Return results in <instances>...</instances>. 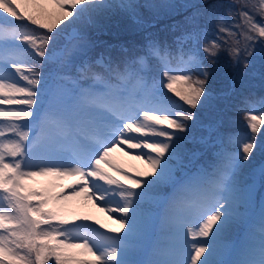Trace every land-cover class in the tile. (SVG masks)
<instances>
[{"label":"snow or ice","instance_id":"snow-or-ice-1","mask_svg":"<svg viewBox=\"0 0 264 264\" xmlns=\"http://www.w3.org/2000/svg\"><path fill=\"white\" fill-rule=\"evenodd\" d=\"M184 6L197 11L171 44L149 38L140 54L122 48L114 57L113 45L76 31L71 47L56 45L76 21L117 8L135 25L149 26L135 0H0V264H264V207L258 237L250 235L239 258H219L225 232L241 218L239 208L250 204L256 181L264 187V159L253 165L257 153L264 156V138L257 136L264 128V97L242 98L251 134H229L231 150L218 126L207 125L208 140L215 134L221 145L213 171L201 178L195 198L170 202L162 221L165 243L150 246L148 259L132 258L149 230L146 202L163 186H189L175 174L178 158L196 110L214 98L209 83L219 54L227 52V66L245 74L251 58H264V0ZM53 62L75 67V74L45 72ZM117 146L140 150L136 159L147 169L129 176L114 168L108 157ZM41 176L76 179L69 191L55 193L28 184ZM81 195L118 214L119 227L108 230L113 235L83 223L88 217L69 219L65 203Z\"/></svg>","mask_w":264,"mask_h":264},{"label":"trees","instance_id":"trees-1","mask_svg":"<svg viewBox=\"0 0 264 264\" xmlns=\"http://www.w3.org/2000/svg\"><path fill=\"white\" fill-rule=\"evenodd\" d=\"M135 2L138 4V15L149 26L140 27L135 25L127 12L117 8L101 13H93L90 18L88 16L83 17L65 29V34L61 35L58 41L64 40L63 46L67 44L68 47H71L75 42L71 34L76 31L86 35L89 40L95 41L99 38L106 41L113 45L111 51L113 49L122 50L123 48L136 52V50L143 48L149 38L156 39L161 43L167 42L171 44L174 37L179 35L181 30L189 27L184 24L185 18L192 16L197 11V8L185 7L184 5L194 4L198 6L200 4V0H135ZM214 2L215 0H209V3ZM145 5H155V7H147ZM171 5H174V7H171ZM219 12L223 14L224 9H219ZM199 22L202 26L205 25V18L203 16L200 17ZM175 25H180V27L174 29ZM206 27L211 31H216L211 22H208ZM100 51L101 49L98 46L92 49V58H97ZM251 59L252 65L245 74L243 69H237L234 73L227 66L229 62L227 52L221 51L217 58L218 64L215 66L216 71L209 83V88L213 94L219 95H221L220 92L225 93L229 92L230 89L232 90L228 96L224 97L223 106L220 110L222 118H225V111L228 112V115H232V112H234L232 109H237L238 106L234 104L235 101H240L237 99L238 97L241 100L247 97L254 102L263 97L264 58L257 54ZM233 77H235L234 85L232 82ZM207 108V105L198 108L196 110V118L203 117L205 119L207 115L202 114V110ZM215 110L213 109L212 112L215 113ZM227 119L230 120L229 118ZM256 186H259L257 182L254 186V191L258 193L259 188ZM259 202L260 207H263L264 192L261 194Z\"/></svg>","mask_w":264,"mask_h":264},{"label":"rangeland","instance_id":"rangeland-1","mask_svg":"<svg viewBox=\"0 0 264 264\" xmlns=\"http://www.w3.org/2000/svg\"><path fill=\"white\" fill-rule=\"evenodd\" d=\"M42 1L46 2V0ZM177 87H181V85L178 84ZM220 93L222 94L223 92ZM170 94L171 97L174 96V94ZM224 97L225 96L222 95H219L218 97L214 96V98L210 102V106L216 107L215 113H210L211 115L209 117L207 115L206 118L203 120L196 118V120L191 123V130L187 133V136L198 138L199 143L194 148H182V155L184 156L180 157L179 161L183 163V168L185 170L189 168L190 165L193 163H196L197 166H201L205 163V165H207L208 167H212L215 162L216 157H213V159L210 160L211 158L208 157V153L212 152L214 147L218 148V152L221 145L215 142V134H213L211 140H208L209 129L207 128V125L213 124L218 126L219 134L222 136L224 141L223 146L228 150H231V147L228 144L229 134L237 132L244 133L243 129H249L247 127V121L245 120L244 115H242V111H239L238 108L232 109L234 111L232 112L233 117L231 115H228V112L225 111L224 115L226 119L222 118V115L219 111L223 106ZM237 99L240 100V102L242 101L239 97ZM0 107L4 106L0 105ZM217 114L218 116L216 117ZM227 118L234 121V127H228L224 129L223 125L229 121ZM202 137H204L203 140L201 139ZM258 138L263 137L258 136ZM139 151L140 150L127 149V146H117V148L109 154L108 159L110 160L114 168H119L122 172L127 173L129 176H135L137 172H142L147 169V165L145 164L143 159H136V154ZM144 151L148 150L145 149ZM197 158H201V160H197ZM262 159H264V156H261L259 153H257L253 161V165L259 164ZM102 167L114 178L118 180L121 179V176L116 173L113 168H109L107 165H102ZM75 179L76 177L73 176H65L61 178L52 176H41L36 177L31 181L39 182L43 189H47L55 193H60L62 190L69 191L66 186L72 185ZM245 179H247V176H245ZM161 188L158 190L161 191ZM65 207L67 209L69 218L75 216L88 217L89 219L83 221V223L89 224L92 227L99 229L101 232L119 227V225L115 223V217L118 216V214L114 213V216H112L108 211L104 209L103 204H99L94 200H89L83 195L71 197L69 200L66 201ZM87 208L90 209L86 211ZM165 213L167 214L168 212ZM236 224H240V222L237 220L236 223H234L229 229H227L224 238L230 235V233H232V231L237 227ZM100 225H104V227L100 228ZM162 225L159 226V229H162ZM111 234L113 235V233ZM145 249V247L140 245L137 250L132 253V258L138 259V257L142 253V250ZM225 252L227 253V249L225 250ZM84 258L86 259L87 256H85Z\"/></svg>","mask_w":264,"mask_h":264}]
</instances>
